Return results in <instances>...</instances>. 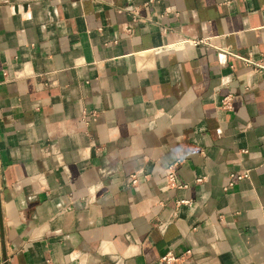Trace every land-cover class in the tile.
I'll return each instance as SVG.
<instances>
[{
	"label": "crops",
	"instance_id": "1",
	"mask_svg": "<svg viewBox=\"0 0 264 264\" xmlns=\"http://www.w3.org/2000/svg\"><path fill=\"white\" fill-rule=\"evenodd\" d=\"M168 251L264 264V0H0V264Z\"/></svg>",
	"mask_w": 264,
	"mask_h": 264
},
{
	"label": "built area",
	"instance_id": "2",
	"mask_svg": "<svg viewBox=\"0 0 264 264\" xmlns=\"http://www.w3.org/2000/svg\"><path fill=\"white\" fill-rule=\"evenodd\" d=\"M224 105L229 108L230 104L228 103V98L226 99ZM245 177L246 176L242 175H231L228 183V188L232 187L236 182L243 180ZM174 180L175 176L173 175V173H171L169 175V182L174 183ZM137 182L138 180L134 176L132 179V183L136 184ZM191 255V251H187L181 255H176L174 252L168 251L160 258L159 264H188Z\"/></svg>",
	"mask_w": 264,
	"mask_h": 264
}]
</instances>
